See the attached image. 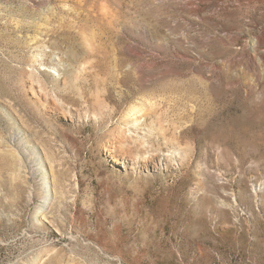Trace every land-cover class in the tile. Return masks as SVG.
I'll use <instances>...</instances> for the list:
<instances>
[{
	"label": "rangeland",
	"instance_id": "374dc122",
	"mask_svg": "<svg viewBox=\"0 0 264 264\" xmlns=\"http://www.w3.org/2000/svg\"><path fill=\"white\" fill-rule=\"evenodd\" d=\"M0 264H264V0H0Z\"/></svg>",
	"mask_w": 264,
	"mask_h": 264
}]
</instances>
